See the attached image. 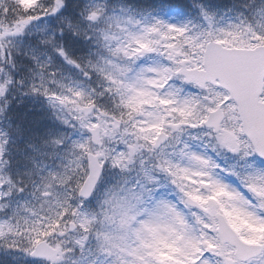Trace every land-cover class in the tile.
<instances>
[{
  "label": "snow or ice",
  "instance_id": "1",
  "mask_svg": "<svg viewBox=\"0 0 264 264\" xmlns=\"http://www.w3.org/2000/svg\"><path fill=\"white\" fill-rule=\"evenodd\" d=\"M0 264H264V0H0Z\"/></svg>",
  "mask_w": 264,
  "mask_h": 264
}]
</instances>
